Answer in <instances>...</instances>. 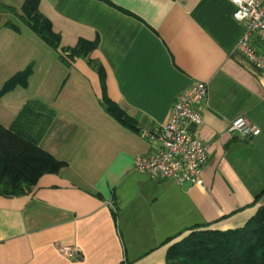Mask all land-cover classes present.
Here are the masks:
<instances>
[{
	"label": "crops",
	"instance_id": "crops-1",
	"mask_svg": "<svg viewBox=\"0 0 264 264\" xmlns=\"http://www.w3.org/2000/svg\"><path fill=\"white\" fill-rule=\"evenodd\" d=\"M23 1L0 0V125L26 101L44 102L55 116L38 145L65 165L27 194L0 195V264H166L169 245L190 228H240L264 207V71L237 47L245 26L230 0H38L61 50L97 39L89 58L102 75L86 57L64 64L18 19ZM249 42L263 46L255 32ZM29 66L25 86L1 93ZM196 82L207 85L201 122L189 126L208 147L203 185L135 169L148 150L144 133L164 125ZM104 96L136 130L106 111ZM240 116L259 134L228 132Z\"/></svg>",
	"mask_w": 264,
	"mask_h": 264
},
{
	"label": "trees",
	"instance_id": "trees-1",
	"mask_svg": "<svg viewBox=\"0 0 264 264\" xmlns=\"http://www.w3.org/2000/svg\"><path fill=\"white\" fill-rule=\"evenodd\" d=\"M17 17L49 47L58 51L64 64L69 65L76 57H86L102 75V66L89 58L97 47V39H79L75 46L61 50L60 34L54 32L50 20L39 11L38 0H24ZM5 26L17 30L12 22H6ZM30 72L31 66L14 74L4 83L1 93L16 85L25 86ZM103 100L110 115L129 129L136 130L133 120L116 104L105 96ZM54 116L53 108L39 99H30L9 127L0 125V195L27 194L41 175L58 173L65 165L38 145ZM166 264H264V207H260L240 228L223 231L206 226L190 228L169 245Z\"/></svg>",
	"mask_w": 264,
	"mask_h": 264
},
{
	"label": "built area",
	"instance_id": "built-area-1",
	"mask_svg": "<svg viewBox=\"0 0 264 264\" xmlns=\"http://www.w3.org/2000/svg\"><path fill=\"white\" fill-rule=\"evenodd\" d=\"M230 2L234 6L233 18L245 26L237 47L256 68L264 71V0ZM253 32L263 40V46L250 44L249 35ZM206 94V83L196 82L177 96L167 122L155 132L144 133L149 146L145 153L135 156V169L151 178L173 181L180 186L203 185L201 172L208 158V147L189 126L200 124L197 105L206 98ZM228 132L251 137L258 135L260 129L240 116L231 121ZM54 246L68 258H80L74 246L58 243Z\"/></svg>",
	"mask_w": 264,
	"mask_h": 264
}]
</instances>
